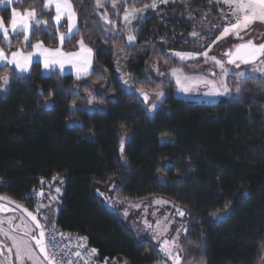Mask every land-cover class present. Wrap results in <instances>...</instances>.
Wrapping results in <instances>:
<instances>
[{
  "label": "trees",
  "instance_id": "1",
  "mask_svg": "<svg viewBox=\"0 0 264 264\" xmlns=\"http://www.w3.org/2000/svg\"><path fill=\"white\" fill-rule=\"evenodd\" d=\"M71 2L80 31L65 41L63 50L76 51V42L83 38L94 49V74L81 80L56 71L43 76L41 65L34 63L27 76H10L8 90H0V196L31 210L30 193L39 189L41 180L56 177L62 181L59 209L55 214L41 209L38 218L44 223L42 217L47 216L67 235L87 237L88 246L98 250V261L118 264H157L165 259L152 241L136 240L99 193H110L121 202L161 197L190 214L185 216L186 223L191 222L189 239L199 246L187 244L185 260L263 264L264 83L254 77L232 81L231 90L236 93L239 84L241 93L203 104L176 98L169 81L164 79L161 87L153 75L158 63L186 73L198 65L180 64L168 52L195 51L190 34L208 24L206 14L217 17L225 6L177 0L149 11L134 25V47H126L120 18L111 14L116 29L104 31L96 0ZM35 3L22 0L15 6L22 10ZM117 3L121 14L124 2ZM151 3L127 0L136 8ZM9 15L10 9L0 6V17L7 20ZM54 28L50 22L40 32L50 48L59 46V40L51 38ZM61 31L66 33V27ZM10 40L2 45L5 52L27 47L15 34ZM116 50L123 55L132 87L167 90L152 118L118 80ZM9 71L0 66V75ZM93 88L100 90L94 93ZM88 91L92 104L86 102ZM123 134L128 139L121 146ZM164 139L170 142L163 144ZM50 230L51 223L46 233Z\"/></svg>",
  "mask_w": 264,
  "mask_h": 264
},
{
  "label": "snow or ice",
  "instance_id": "2",
  "mask_svg": "<svg viewBox=\"0 0 264 264\" xmlns=\"http://www.w3.org/2000/svg\"><path fill=\"white\" fill-rule=\"evenodd\" d=\"M211 3V0H209ZM18 3H22V0H0V6L5 9H10L9 18L6 20L0 17V66L9 67L11 69L8 73L0 75V89L6 88L10 83L11 75L24 76L30 73V67L33 63V57L39 58V63L43 65L44 70L55 69L59 67L61 71L64 70L65 65H70L72 70L76 74V79L81 80L87 78L89 75L94 74L90 72L94 63V49L88 46L84 39L81 38L76 43L78 44V50L76 51H64L63 45L66 40L73 39L75 34L80 31L77 27V11L73 6L71 0H36L34 6L18 10L15 6ZM169 0H152V3L145 4L142 8H136L134 6H128L127 0H124V15L123 21L125 27L132 24V21L137 19V13H143L149 7L153 10L157 9L158 4H168ZM221 4L227 6V13L221 9V18L226 22L223 24H217V29L222 27V31L216 37V40H222L224 37L232 35L237 39L243 41L244 35H249L255 31L253 25H264V0H216V6ZM104 7L102 0H96L95 9L99 10ZM115 2L112 4V8H116ZM38 12L40 15L38 16ZM54 13V14H53ZM103 23L108 26L104 31H108L110 28H116V23L108 19V13L104 12L101 15ZM62 21H66V25H62ZM50 22H54L57 26L53 29V40H59V46L50 48L46 46V43L40 37V32L46 30L47 25ZM44 25V29H40V26ZM66 27L67 32H62L61 28ZM134 28V26H133ZM15 34L18 41L27 45L24 49L5 52L3 44H10V35ZM37 38L33 42V36ZM191 36L196 37L197 31H193ZM109 39V37H105ZM137 40V36L133 34L132 29H129L127 34V46H133ZM215 43V41H213ZM211 49V45H206ZM30 48V50H28ZM180 61L193 60L197 55H203L205 62L211 60L214 67L219 68V81L215 79L209 80L207 78L201 80H192L186 74L181 67H173L170 69V74L175 77V83L179 86L180 91L189 93V85L204 84L210 89V91L204 92L203 95L209 98L223 97L232 95V90L228 78L236 81H242L250 78L248 73L244 70L231 71L226 65H233L236 69H240V66L250 65V71L252 73H259L260 76H264V42L254 43L253 39H249L246 42H241L233 46L232 49L223 53L221 58L216 56H209L208 51L202 53H196L194 51H176L172 53ZM224 57H227L225 60ZM167 60V57H165ZM153 70L159 77L167 78L168 70H161L159 67L153 66ZM107 71V70H106ZM99 76V73H95ZM210 75L216 76L217 73H211ZM183 77V80L181 79ZM148 80H145L147 83ZM132 81L130 79H124V84L130 85ZM264 83V80L261 81ZM161 87L165 86L164 81H160ZM140 96L143 98L145 104L149 103V93L144 91L143 88L136 89ZM235 91L237 94L241 93V87L237 84ZM153 95L159 99L165 96V92L161 90H155ZM87 103L92 104L94 97L92 92H87ZM98 103H104L103 100L97 101ZM75 106V105H74ZM157 107L155 101L151 102V106L147 109L148 112H152ZM56 177H53L55 180ZM44 181L41 180V184ZM51 191L60 193L59 187L49 186ZM43 197V191L39 193ZM30 198V197H29ZM48 199L50 201L55 200V197L51 194ZM9 204L14 203L5 196H0V201H5ZM109 203L111 199L109 198ZM157 204L167 203L162 200L155 201ZM131 206V205H130ZM175 208V215L184 218L189 213H186L182 208L172 205ZM45 207V205H37V213L39 208ZM139 207V205H135ZM15 208L19 213V222L13 223L14 217H7L6 219L0 218V236H3L4 241H0V256L4 259L0 260V264H75L73 257L77 259H83L85 264H88L89 258L97 255L98 250L91 248L87 250V255H84L80 249L86 247L84 241L87 237H80L76 245V250L69 251L71 245H61L56 241L57 229L54 221H49L47 216L42 217L44 223L41 222V218H38L37 214H33L29 211L28 207H25L22 203H15ZM227 208L225 209V211ZM8 211L0 204V212ZM124 215L127 216L128 212L125 210ZM152 215H155L154 213ZM213 216H218V213H213ZM51 223V230L46 233V225ZM172 223L168 217H164V220L156 218L155 222H149L144 220V226L146 229H150L154 238L159 237V251L166 258L165 260H158L157 264H207L206 260L201 258L199 261L192 259L185 260L183 253L186 252V245L190 244L193 247H198V242L189 239L192 232L190 227L191 222L185 223L183 220L180 222V227L174 229L175 235H168L169 225ZM7 224L5 228L4 225ZM184 234L183 237L181 234ZM203 235V234H201ZM61 239H64L63 233H60ZM10 242V243H8ZM186 242V243H185ZM264 248V242L261 245ZM6 250L7 255L4 256ZM264 260V257H262ZM126 264V262H125Z\"/></svg>",
  "mask_w": 264,
  "mask_h": 264
},
{
  "label": "rangeland",
  "instance_id": "3",
  "mask_svg": "<svg viewBox=\"0 0 264 264\" xmlns=\"http://www.w3.org/2000/svg\"><path fill=\"white\" fill-rule=\"evenodd\" d=\"M121 3L124 2V0H119ZM177 0H169L168 4H158V8L163 7V6H168L171 4H174ZM104 7L100 8L97 11V16L100 18L102 24L105 27L106 26L103 23V20L101 19V15L104 12L108 13V19L115 22L114 19H111V14H113L114 18L116 17L117 19L120 18V22L124 27V35H125V40H126V44L128 45V41H127V34L129 29H132L133 31V26L143 17H145L147 15V13L149 11H152L153 9H151L150 7L148 9H146L143 13H137V19L132 21L131 25H128L127 27H125V22L123 21V13H119L120 10V5H118L117 0H102ZM113 2L116 3L117 7L116 8H112V4ZM212 4H216V0H211ZM223 5V4H221ZM225 6L224 12L227 13V6ZM115 18V19H116ZM206 19H207V23L208 24H200L195 31H197L198 35L196 37H193V39L196 41L195 42V51L196 53H202L204 51H208L209 56H216L217 58H221L223 56V53L226 51H229L230 49L233 48L234 45L239 44L241 42H246L249 39H253L254 43H259V42H264V25H253V28L255 29V31L251 32L249 35H244L243 33L241 34L243 36V41H241L240 39H237L236 37L229 35L228 37H224L222 40L217 41L216 37L214 36V32L217 31L218 29L215 27V25L217 24H223L226 22L225 19L221 18V15L217 16V17H213L210 13L206 14ZM116 28L112 29L110 28L109 31H115ZM221 29L220 32L222 31V27L219 28ZM219 32V33H220ZM12 35V34H11ZM10 35V36H11ZM213 41H215V43H213ZM135 43V42H134ZM206 45H211V49H209L208 47H206ZM176 52V51H171L168 52V54L174 58L178 63L180 64H187V63H199L198 65H195L194 67L190 68L188 70V73L184 72V74L188 75L190 77V79L192 80H201L204 78H207L209 80H213L215 79L217 82L219 81V68H216L213 66L211 60L205 62V57L203 55H197L195 59L193 60H186V61H180L177 57L173 56L172 53ZM116 56H115V72L117 75L118 80L123 84L124 88L126 89V91L128 93H133L136 94L137 99L141 102V104L143 105L144 109H145V113L148 117L152 118L154 113L160 109L161 107V103L163 102V100L166 97V93L167 90H161L165 92V96L160 97L159 99H157L154 95H153V91H149V90H145L144 91L149 93V103L145 104L143 102V98L140 96L139 92L136 91V89L134 87H132V85H126L124 84V79H129V77L127 76L126 73V63L123 60V55L120 51L116 50L115 52ZM224 59L226 60L227 57H224ZM156 67H159L161 70H168V74H167V78L165 77H159L157 75V73L153 70V75L155 77V79L157 81H164V79H167V81H169V84H167V86H172L174 87V96L178 99L184 100V101H190V102H194V103H203V104H216L217 102L223 100V99H228L231 97H235L237 93H235L234 91H232V95L229 96H223V97H214V98H209L203 95L204 92L210 91V89L208 87H206L204 84H199V85H189L190 91L189 93H184L180 91L179 86H177V84L175 83V77H172L170 74V69L171 68H167V66L158 63L155 65ZM226 67L228 69H230L231 71H240V70H244L248 73L249 77H254V78H258L259 80H264V76H260L259 73H252L250 71L251 66L250 65H241L240 69H236L233 65H226ZM71 66L70 65H65L64 70L62 71V74H67L71 71ZM52 70V69H50ZM47 70V71H50ZM211 73H217L216 76H212L210 75ZM181 79L183 80V77H181ZM232 81H236L234 79L228 78V82L231 83ZM11 83V82H10ZM9 83V85H10ZM9 85L4 88V89H0L2 92H6L9 88ZM100 88H93V92H99ZM155 101L157 104V107L152 111V112H148L147 109L151 106V102ZM128 139V135L127 134H123V136L120 139V144L121 146L124 145V143L127 141ZM170 141L168 139H164L162 140V143H169ZM50 185L54 187H59L61 189L60 193H55L54 191L50 190ZM43 191V197H41L39 195V193ZM62 193V181L61 180H51L48 182H44L43 184L40 183V187L38 189V191H35V198H34V214H38L37 213V205H45V207H40L39 211L41 209H44L45 211H48L51 213H56L57 210L59 209L60 206V196ZM52 195L55 197V200L50 201L48 199L49 195ZM100 196L103 198L104 200V204L106 206L107 209H109L111 212L118 214L122 220L124 221L125 225L134 233L136 240L141 241V240H150L153 243H155L158 248H159V243H160V238H154V234L150 229H146L144 226V220H148L149 222H155L156 218H159L161 220H164V217H168L169 220L172 221V223L169 225V232L168 235H175V231L174 229L179 228L180 227V222L181 220H183L186 223V217L181 218L178 215H175V208H173V204L171 202H169L168 200L161 198V197H154L151 199H147L145 201H138V202H121V201H117L115 200L110 193L107 194H101L99 193ZM109 198L111 199V203H109ZM157 200H162L165 201L167 203H161V204H157L155 203V201ZM2 204V203H0ZM4 208L8 209V211H4V212H0V218H4L6 219L7 217H14L15 219L13 220V223H18L19 222V213L17 211H15L14 209H12L11 207L2 204ZM131 205V206H130ZM135 205H139V207H135ZM125 210H127L128 215L125 216L124 212ZM155 215H152V214ZM4 227H7V224L4 225ZM183 237V233L181 234ZM4 237L0 236V241H4ZM10 243V242H8ZM6 251V250H5ZM162 254V253H161ZM163 256V254H162ZM164 259H166L163 256ZM96 264H118L116 261H108L105 260L103 262L96 261ZM170 264V262H169ZM263 264H264V260H263Z\"/></svg>",
  "mask_w": 264,
  "mask_h": 264
},
{
  "label": "built area",
  "instance_id": "4",
  "mask_svg": "<svg viewBox=\"0 0 264 264\" xmlns=\"http://www.w3.org/2000/svg\"><path fill=\"white\" fill-rule=\"evenodd\" d=\"M36 191H38V189ZM34 194H35V191H32L29 195V197L32 200H34V198H35ZM56 229H57L56 241L61 245V247L65 246V245H71L72 247L69 249V251L74 252L76 250V245L78 243L79 237L67 235V234L63 233L62 231H60L58 228H56ZM61 232L63 233V236L65 237L64 239H61V236H60ZM84 243H85L86 247L83 249H80V251L84 255H87V250H89L91 248L88 246L87 241H84ZM97 257L98 256L96 255L94 257L89 258L88 264H96ZM73 260L75 261V264H85V261L83 259H77V258L73 257Z\"/></svg>",
  "mask_w": 264,
  "mask_h": 264
},
{
  "label": "crops",
  "instance_id": "5",
  "mask_svg": "<svg viewBox=\"0 0 264 264\" xmlns=\"http://www.w3.org/2000/svg\"><path fill=\"white\" fill-rule=\"evenodd\" d=\"M54 26L55 27H57L55 24H54ZM13 35V34H12ZM11 35V36H12ZM10 36V37H11ZM1 38H2V36H1ZM3 39V38H2ZM78 50V49H77ZM39 61V58L38 57H33V63L32 64H34V63H39L38 62ZM40 65H41V67H42V75L43 76H48L49 75V73L51 72V71H56L57 73H59L60 75H65V74H62V71L59 69V67H56L55 69H52V70H50V71H46V70H44V68H43V65L41 64V63H39ZM32 66V65H31ZM9 68L11 69V66H9ZM30 69H31V67H30ZM67 74H71L72 76H74L75 78H76V74H75V72L71 69V71L69 72V73H67ZM28 74H25L24 76H18V75H16L17 77H25V76H27ZM80 238V237H79Z\"/></svg>",
  "mask_w": 264,
  "mask_h": 264
},
{
  "label": "flooded vegetation",
  "instance_id": "6",
  "mask_svg": "<svg viewBox=\"0 0 264 264\" xmlns=\"http://www.w3.org/2000/svg\"><path fill=\"white\" fill-rule=\"evenodd\" d=\"M34 203V202H33ZM2 204H4V203H2ZM5 205H7V204H5ZM7 206H9V205H7ZM9 207H11V206H9ZM12 209H14L15 211H17L18 212V210H16L15 208H13V207H11ZM34 208H35V205H34V207H33V209H29V211H32L33 212V214H34ZM38 215V214H37ZM46 230V229H45ZM7 255V252L6 251H4V256H6ZM4 259V257L3 256H0V260H3Z\"/></svg>",
  "mask_w": 264,
  "mask_h": 264
},
{
  "label": "water",
  "instance_id": "7",
  "mask_svg": "<svg viewBox=\"0 0 264 264\" xmlns=\"http://www.w3.org/2000/svg\"><path fill=\"white\" fill-rule=\"evenodd\" d=\"M143 102H144V101H143ZM0 203H4V204H7V205H9V206L15 208V204H14V203L9 204V203L7 202V200H5V201H0ZM15 209H16V208H15ZM16 210H17V209H16Z\"/></svg>",
  "mask_w": 264,
  "mask_h": 264
}]
</instances>
